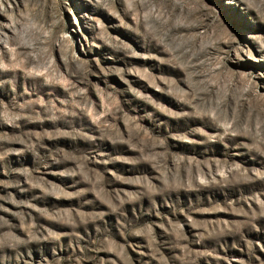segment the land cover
Here are the masks:
<instances>
[{
  "label": "rangeland",
  "instance_id": "1",
  "mask_svg": "<svg viewBox=\"0 0 264 264\" xmlns=\"http://www.w3.org/2000/svg\"><path fill=\"white\" fill-rule=\"evenodd\" d=\"M0 264H264V0H0Z\"/></svg>",
  "mask_w": 264,
  "mask_h": 264
}]
</instances>
